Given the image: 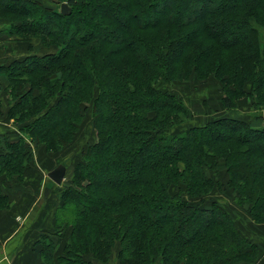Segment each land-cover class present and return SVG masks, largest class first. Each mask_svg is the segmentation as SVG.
<instances>
[{
  "label": "trees",
  "instance_id": "obj_1",
  "mask_svg": "<svg viewBox=\"0 0 264 264\" xmlns=\"http://www.w3.org/2000/svg\"><path fill=\"white\" fill-rule=\"evenodd\" d=\"M54 1L71 13L40 0H0V13L11 19L7 36H38L56 47L0 65L8 117L28 136L0 151V178L23 183L31 145L47 153L67 148L89 111L96 133L59 192L58 242L41 240L43 260L106 264L118 247L119 264L255 263L260 245L228 210L204 201L218 185L208 172L224 162L237 204L264 224V124L221 116L176 131L190 119L188 109L158 85L214 77L225 111L246 99L262 121L264 0ZM190 8L200 17L183 19ZM218 49L234 51V66L213 58ZM187 230L196 234L187 238Z\"/></svg>",
  "mask_w": 264,
  "mask_h": 264
},
{
  "label": "rangeland",
  "instance_id": "obj_2",
  "mask_svg": "<svg viewBox=\"0 0 264 264\" xmlns=\"http://www.w3.org/2000/svg\"><path fill=\"white\" fill-rule=\"evenodd\" d=\"M44 4L60 8V3L55 2L54 0H40ZM209 8V5L207 6ZM61 10V8H60ZM184 11V10H183ZM182 11V12H183ZM106 14H109L107 11H104ZM183 19L188 18H199V14H197L194 8H190L183 12ZM126 18L125 16H123ZM15 19V18H14ZM13 19V20H14ZM11 19H7V16L0 13V22L9 24ZM16 20V19H15ZM127 21V20H126ZM123 24V23H122ZM229 37V35H226ZM202 43V42H200ZM211 44L210 41H207V44ZM12 46V44H11ZM15 47L16 56L21 54L30 55L32 53L37 54H49L56 51L55 46L45 47L42 43V39L38 36H32L27 41L16 40L13 43ZM219 52L216 53V56L213 58H222L218 62L225 63V66L232 67L235 64V60L237 57L234 56V51H222L218 49ZM4 77L5 82L4 85L1 86L0 89V120L4 117L8 118V112L11 107L9 98H10V90L9 82L5 75L0 74ZM29 86H27V89ZM158 89L160 90H168L174 93L185 105L189 112V120L185 125H182L176 131H184L189 126H202L205 123L221 117L227 116L231 118H235L238 116H247L250 113L251 117L253 115L252 112V104L248 100H242L238 104V108L235 111H225L220 104V98L217 97L220 94L219 85L214 77H210L207 81H199L195 76H191L189 81L177 82L174 81L172 83L162 82L158 85ZM221 96V95H220ZM250 109V110H249ZM251 111V112H250ZM91 111H89L90 113ZM87 115L85 121L82 123L79 132L76 135L74 142L64 148L63 150L55 153H47L45 147L36 148L35 145H31V163L30 166L25 171L24 181L26 180V175L29 169L37 168L40 173L47 174L48 172L56 169L61 164H66L68 167L66 178L59 189L63 190L69 185V180L72 178L73 171L77 163L81 160L82 153L88 148L89 144H93L96 140V133L92 126L91 113ZM257 114L256 112H254ZM256 119V118H255ZM10 120V119H9ZM6 121V120H4ZM256 120L255 122H257ZM260 121V120H259ZM264 124V119L262 121ZM2 126L6 129H9L10 132H6L5 129H2L0 132V145L2 146L1 152L6 149L7 142L12 143L18 141L21 137L25 135L20 134V129L22 126L16 125L13 120L9 121V124L6 125L2 123ZM24 127V126H23ZM28 139V136H25ZM29 143L30 141H26ZM29 174V173H28ZM208 176L215 178L217 182V186L211 192L210 195L205 199L204 205L210 206L213 202L219 203L223 208L229 211V213L237 220V224L241 231L253 242L264 244V224L257 225L253 223L251 217L249 215V207L248 206H239L236 202L237 195L228 187L229 176L227 174V168L224 162L220 163L217 172H208ZM48 177V176H47ZM9 179L6 175L2 176L0 179ZM11 180V179H10ZM15 180V178L13 179ZM17 181V180H15ZM19 183V182H17ZM185 187H173L171 192L173 194L177 193L179 190L185 191ZM59 190V191H61ZM60 200V197L58 196ZM195 203H199L200 200H193ZM199 221L196 223V226H199ZM196 233L190 232L187 230V238L194 236ZM118 252L119 248L116 247L110 261L106 264H119L118 262ZM239 264H261V259H258L255 263H239Z\"/></svg>",
  "mask_w": 264,
  "mask_h": 264
},
{
  "label": "crops",
  "instance_id": "obj_3",
  "mask_svg": "<svg viewBox=\"0 0 264 264\" xmlns=\"http://www.w3.org/2000/svg\"><path fill=\"white\" fill-rule=\"evenodd\" d=\"M6 28L7 25L0 22V65L9 64L28 54L16 56L13 46L15 38L5 34ZM4 82V77L0 75V89ZM216 95L221 104V94ZM252 113V117L249 113L235 118L261 126L262 122H255V113ZM9 121L7 117L0 120V131L5 129L7 133L10 132L2 126V123L8 125ZM39 168L42 171L41 166ZM38 169H29L23 183L1 179L3 192L9 197L10 205L0 209V264H47L41 254L40 242L44 237L54 240L56 244L58 242L55 225L56 213L61 206L58 199L61 189L47 177L51 171L42 174ZM258 245L261 247V264H264V244ZM63 246L61 243L58 245L59 253Z\"/></svg>",
  "mask_w": 264,
  "mask_h": 264
},
{
  "label": "water",
  "instance_id": "obj_4",
  "mask_svg": "<svg viewBox=\"0 0 264 264\" xmlns=\"http://www.w3.org/2000/svg\"><path fill=\"white\" fill-rule=\"evenodd\" d=\"M61 13L68 15L71 13L70 8L66 3L61 5ZM67 167L63 164L59 165L56 169L48 174V177L57 185L61 186L66 178Z\"/></svg>",
  "mask_w": 264,
  "mask_h": 264
}]
</instances>
